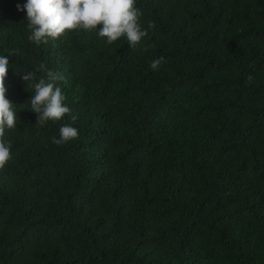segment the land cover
Masks as SVG:
<instances>
[{
	"label": "trees",
	"instance_id": "obj_1",
	"mask_svg": "<svg viewBox=\"0 0 264 264\" xmlns=\"http://www.w3.org/2000/svg\"><path fill=\"white\" fill-rule=\"evenodd\" d=\"M23 3L0 0L19 120L0 264H264V0H136L153 26L131 48L82 29L36 45ZM41 64L64 77L58 121L29 108ZM63 124L78 137L53 144Z\"/></svg>",
	"mask_w": 264,
	"mask_h": 264
},
{
	"label": "clouds",
	"instance_id": "obj_2",
	"mask_svg": "<svg viewBox=\"0 0 264 264\" xmlns=\"http://www.w3.org/2000/svg\"><path fill=\"white\" fill-rule=\"evenodd\" d=\"M136 0H24L17 5L18 11L25 13L30 34L27 39L36 45L47 44L74 29L95 31L98 37L104 38L106 44H112L123 37L134 47L147 35L148 24L144 28L140 22L142 13L135 6ZM100 25L97 28V25ZM14 53L0 52V168L11 159V144L4 139L6 130L17 127L18 115L14 103L7 97L8 85L6 76L9 70V59ZM164 58L154 59L150 63L152 70H158ZM40 71L45 75L34 78L33 73L21 72V79L32 92L28 99L30 109L37 113V122L58 121L70 108L65 95L57 81L64 79L58 71L45 70L41 64ZM75 115L70 120L75 121ZM78 137V129L72 124H63L59 136L52 137L51 142L61 145Z\"/></svg>",
	"mask_w": 264,
	"mask_h": 264
}]
</instances>
